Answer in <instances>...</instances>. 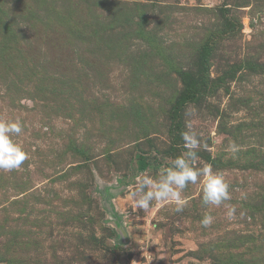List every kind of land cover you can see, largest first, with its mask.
Wrapping results in <instances>:
<instances>
[{"label": "rangeland", "instance_id": "1", "mask_svg": "<svg viewBox=\"0 0 264 264\" xmlns=\"http://www.w3.org/2000/svg\"><path fill=\"white\" fill-rule=\"evenodd\" d=\"M0 120V264H264V0H0ZM184 131L232 199L136 209Z\"/></svg>", "mask_w": 264, "mask_h": 264}, {"label": "clouds", "instance_id": "2", "mask_svg": "<svg viewBox=\"0 0 264 264\" xmlns=\"http://www.w3.org/2000/svg\"><path fill=\"white\" fill-rule=\"evenodd\" d=\"M23 130L18 120H0V170L13 171L19 169L28 159V154L22 146L16 144L12 137ZM186 151L171 161L159 178L140 175L136 179L135 187L131 190V197L135 201L136 209L147 210L153 201L170 202L175 210L180 212L188 203L183 193L189 184H196L203 178L202 202L205 206L219 207L232 199L229 184L222 172L213 171L210 166L196 167L200 139L194 131L181 133ZM233 152L238 151L232 145ZM235 206H227L226 218L232 220L236 215ZM243 215V214H241ZM214 222L211 214H205L200 221L202 228L210 227Z\"/></svg>", "mask_w": 264, "mask_h": 264}]
</instances>
